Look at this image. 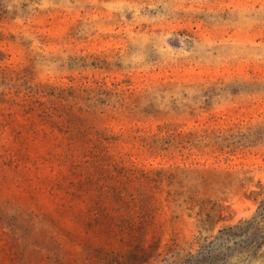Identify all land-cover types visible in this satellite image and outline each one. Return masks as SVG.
I'll return each instance as SVG.
<instances>
[{
  "label": "rangeland",
  "instance_id": "rangeland-1",
  "mask_svg": "<svg viewBox=\"0 0 264 264\" xmlns=\"http://www.w3.org/2000/svg\"><path fill=\"white\" fill-rule=\"evenodd\" d=\"M0 264H264V0H0Z\"/></svg>",
  "mask_w": 264,
  "mask_h": 264
},
{
  "label": "trees",
  "instance_id": "trees-1",
  "mask_svg": "<svg viewBox=\"0 0 264 264\" xmlns=\"http://www.w3.org/2000/svg\"><path fill=\"white\" fill-rule=\"evenodd\" d=\"M256 220H257V219L254 218V220L251 221V222L248 224V226L243 230V233H244L246 236H248V237H253V234H255V229H257V227L255 226ZM205 255L208 256L207 253L204 254V257H205ZM202 256H203V254H202Z\"/></svg>",
  "mask_w": 264,
  "mask_h": 264
}]
</instances>
